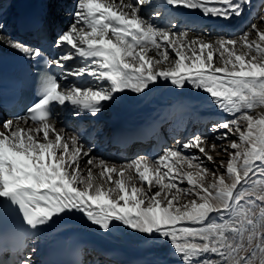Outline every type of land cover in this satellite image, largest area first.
Returning a JSON list of instances; mask_svg holds the SVG:
<instances>
[{
    "label": "snow or ice",
    "instance_id": "6c2138e0",
    "mask_svg": "<svg viewBox=\"0 0 264 264\" xmlns=\"http://www.w3.org/2000/svg\"><path fill=\"white\" fill-rule=\"evenodd\" d=\"M145 5L151 0H77L72 22L53 39L59 51L51 59L39 46L8 41L60 72L38 75L36 99L24 116L0 120V213L15 212L35 230L76 211L103 231L120 223L163 239L180 264H264V111L253 114L264 109V31L250 21L237 38L190 37L171 22L158 25L151 17L162 13L153 8L146 16ZM250 6L251 0L158 5L164 15L182 7L223 20ZM254 19L264 24V15ZM253 33L256 39L249 38ZM159 80L207 94L226 114L211 125L219 133L211 151L216 141H229L216 169L205 163L215 160L203 135L117 168L52 120L56 106L95 115L116 94H140Z\"/></svg>",
    "mask_w": 264,
    "mask_h": 264
},
{
    "label": "bare ground",
    "instance_id": "6f19581e",
    "mask_svg": "<svg viewBox=\"0 0 264 264\" xmlns=\"http://www.w3.org/2000/svg\"><path fill=\"white\" fill-rule=\"evenodd\" d=\"M1 1V0H0ZM23 0H8L6 3L0 5V44L8 50L20 52L17 49L9 46L8 41H15L29 46L28 43L17 40L14 35L17 33L15 26V20L20 15V6ZM51 0H40V5L44 14L49 11L52 5ZM258 0H251V6L246 8L244 14L239 18L233 17L231 20H223L219 18L205 17L200 11H191L184 8H169L167 14L164 15L165 9L159 8L158 5L162 0H151V7L148 5L143 6L144 12L147 15L152 13L153 8L162 13V17L152 16L151 18L159 25L169 24L174 25L175 29L186 30L189 32L190 37H202L204 39L211 38L212 40L218 37H231L237 38L239 33L238 27L243 26V31L247 30L250 21H255L254 14L249 15V11L252 7L257 6ZM77 0H58L57 13L59 14V23L63 30L67 29V26L72 22V10H75ZM70 7L71 11H67ZM58 14H54L58 16ZM57 19H54L56 21ZM194 21L200 23H207V27L202 31L193 26ZM9 24L11 29L9 34L4 35L2 28ZM258 28L264 31V24L258 23ZM226 27L227 32H221V29ZM18 34V33H17ZM255 35V34H254ZM256 39V38H255ZM154 55V53H150ZM171 56L174 53L170 52ZM70 66H74V62H68ZM90 79V78H89ZM72 83H80V80L76 77H71ZM264 111V109H256V113ZM89 116L86 121L90 124L89 129L92 130L96 127L97 137L91 142L90 134L85 136H79L78 131L70 130L67 128L68 123L77 122V116ZM226 114L220 112L209 100L207 94L194 91L190 86H186L183 89L177 88L171 85L170 82L159 80L154 85H150L149 89H145L143 93L136 94L131 91H124L116 94L113 101L105 102L102 111L92 115L85 111H80L76 114V110L72 107L67 108V112L64 114H57L52 118L57 127L64 128L67 133L77 135L84 143L86 149H90V155L97 159H104L109 164L115 165L117 168L127 165L130 161L138 157H147L152 159L151 156L144 154H135L133 158L128 160L126 157H122L119 153H114V148L103 141L101 136L102 127H106L107 131L110 129L113 123L125 122L128 127H140L154 119H160L166 121L168 124V131L174 130L176 133H180V137L173 142V146L177 141L181 143L187 140L192 135H203L208 138L210 149L211 142L214 140V136H210L209 127L212 123L222 120ZM244 123L243 121L241 122ZM245 124V123H244ZM28 126L34 127L33 123H29ZM104 133V132H103ZM231 139H237L236 136ZM219 141H216V143ZM222 144H218L219 147L227 146L229 141H220ZM93 143V144H92ZM218 148L216 151H211L214 159L218 154ZM134 150V148L132 149ZM224 158L225 156H218ZM85 160L87 157L84 158ZM220 162V161H219ZM208 163V162H205ZM210 164V163H209ZM208 166H211L209 165ZM219 163L215 161L212 165L216 169ZM212 167V166H211ZM82 168L86 169V166L82 162ZM94 174L98 176V171L93 170ZM134 175V170L132 173ZM104 183V181H99ZM137 182L138 181H134ZM108 185L105 184V187ZM122 203V202H121ZM59 221L78 222L81 225L71 226L66 229L51 232L48 229L37 230L36 236L32 239L31 245L33 249L29 251L28 257L31 264H38L41 257V250L49 240H54L73 228L81 229L90 233L92 240L88 242L85 253L89 261V264H118L109 260L107 253L113 251L116 253L120 264H180V261L176 255L173 254L170 246L163 239H157L150 237L146 234L138 233L120 223H116L110 231H103L91 224L80 212H70L57 219ZM95 256V257H94Z\"/></svg>",
    "mask_w": 264,
    "mask_h": 264
},
{
    "label": "rangeland",
    "instance_id": "374dc122",
    "mask_svg": "<svg viewBox=\"0 0 264 264\" xmlns=\"http://www.w3.org/2000/svg\"><path fill=\"white\" fill-rule=\"evenodd\" d=\"M258 1H260V0H258ZM253 8V7H252ZM251 8V10L249 11V15H252V14H254V11H252L253 9ZM257 11V15H255V18L256 17H259V16H261V15H264V0H261L259 3H258V6H257V9H256ZM253 22H255V23H257V25H258V23L259 24H261L258 20H255V21H253ZM247 25H249V23H247ZM262 25V24H261ZM223 33H225V32H223ZM240 34H241V32H239ZM239 34V35H240ZM238 35V36H239ZM250 39H255L256 38V36L254 35V33L253 34H251L250 35V37H249ZM253 114H256V110H255V112L253 113ZM241 126H242V128L245 126V124L243 123H241ZM210 129V131H209V133H210V136H214L215 134L212 132V130H211V127H209ZM218 144H222L220 141L219 142H217ZM210 150V149H209ZM210 152V151H209ZM223 156V154L222 153H220V147L218 148V154L215 156V161L216 162H218L219 163V161L221 160V159H226V157H224V158H222V157H218V156ZM205 162H208L206 159H205ZM210 163V164H209ZM206 164H209V165H211V166H209V168H211V169H214L215 167L212 165V163L211 162H208V163H206ZM184 186H186V185H184Z\"/></svg>",
    "mask_w": 264,
    "mask_h": 264
}]
</instances>
